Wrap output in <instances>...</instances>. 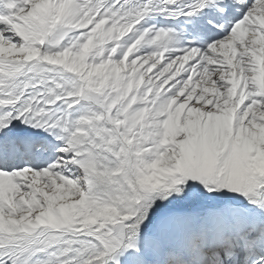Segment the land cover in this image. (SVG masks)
I'll return each mask as SVG.
<instances>
[{
  "label": "snow or ice",
  "instance_id": "snow-or-ice-1",
  "mask_svg": "<svg viewBox=\"0 0 264 264\" xmlns=\"http://www.w3.org/2000/svg\"><path fill=\"white\" fill-rule=\"evenodd\" d=\"M0 264H264V0H0Z\"/></svg>",
  "mask_w": 264,
  "mask_h": 264
}]
</instances>
